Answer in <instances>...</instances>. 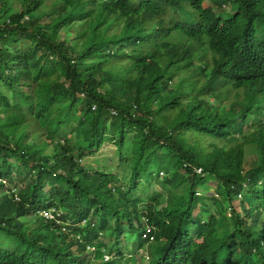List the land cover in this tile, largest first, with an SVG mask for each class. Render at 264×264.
<instances>
[{
  "label": "trees",
  "instance_id": "16d2710c",
  "mask_svg": "<svg viewBox=\"0 0 264 264\" xmlns=\"http://www.w3.org/2000/svg\"><path fill=\"white\" fill-rule=\"evenodd\" d=\"M14 3L0 0V264H115L87 250L108 232L115 260L128 232L161 244L150 264H264V0ZM109 142L125 171L83 166Z\"/></svg>",
  "mask_w": 264,
  "mask_h": 264
},
{
  "label": "rangeland",
  "instance_id": "374dc122",
  "mask_svg": "<svg viewBox=\"0 0 264 264\" xmlns=\"http://www.w3.org/2000/svg\"><path fill=\"white\" fill-rule=\"evenodd\" d=\"M5 3L7 6L11 7L13 6L14 0H5ZM15 12V11H14ZM63 37L65 38H72L73 33L71 32H67L64 31L62 32ZM4 58H7V55L4 56ZM80 134H74L73 137L78 138ZM73 148V147H72ZM74 151V149H73ZM128 151L124 152V154H127ZM122 157V161H119V158L116 157ZM126 157L121 156L119 153H117L115 145L111 142L107 143V145L103 146V149L100 150L98 153H96V155L93 156H88L87 159H85L83 161V166H85L87 169H90L91 171H97V170H104V171H108L111 169L109 167H117L113 170L114 173L117 172H122L125 171L126 167L128 164L123 163V159H125ZM106 160L108 164L103 163V161ZM101 166V167H100ZM197 173L202 172V169H196L195 170ZM0 182H2V180H0ZM5 181H4V186H5ZM216 182H211L209 183V185H206V187L208 186L209 189H213L215 188ZM16 187H18V189H15L14 191H12L13 194H15V199L16 196L19 195V191L21 188V184H17L15 185ZM211 186V187H209ZM153 190H159L160 187L155 184L154 186H152ZM18 190V191H17ZM212 190V191H213ZM200 197V196H199ZM9 200V193H7L4 190L0 191V207L3 206L6 201ZM16 201H20V198L18 196V199H16ZM166 203V199L162 198L161 199V206L164 205ZM238 208H240L239 203H238ZM57 210V209H56ZM43 211V210H42ZM52 211V210H51ZM61 212H54L53 215L54 217L58 220L56 223L57 226H59L61 228L62 231L65 232H71L69 229V226L72 225V221H70L71 219H68L66 221L63 220L64 217V212L62 210H59ZM197 211V208H196ZM41 212V211H40ZM44 219V218H43ZM22 221H28L30 222L32 219L31 217H28L26 219H21ZM53 221V220H51ZM85 223H82V225H84ZM69 228V229H68ZM109 232L104 235L103 240L101 241L102 243L106 244V246H104V250L102 247L99 246V244H91L90 246H88L87 250L90 252V254L93 255V258H95V250H97V253H102V255H104V253H108L110 255H112L113 257V263L115 262V264H150L152 261H154L155 259H157L158 257V253L157 250L158 247L161 245L160 243H151L150 245H146L143 246L141 248L138 247V238L137 235L131 234V233H126V244H125V255L123 256V258L129 262L127 263L126 261L123 260H115V256L113 254L117 253V246H114V249L112 251V245L110 244V236H109ZM79 239V236L77 238V240ZM94 246V247H93ZM141 252V253H140ZM132 254V256H131ZM152 257V258H150ZM97 260L100 262L101 261V256L96 257ZM115 260V261H114ZM111 261V262H112ZM104 262V261H103ZM106 263V262H104Z\"/></svg>",
  "mask_w": 264,
  "mask_h": 264
},
{
  "label": "built area",
  "instance_id": "2783aa9c",
  "mask_svg": "<svg viewBox=\"0 0 264 264\" xmlns=\"http://www.w3.org/2000/svg\"><path fill=\"white\" fill-rule=\"evenodd\" d=\"M4 183V182H3ZM16 199H18V196H16ZM52 210V211H51ZM61 212L59 210H56L55 208H51L48 210H43L41 212H39V215L44 218L45 220H53L55 222H57L58 220L54 217L53 213L54 212ZM103 261L106 263H109L110 261H112V257L108 254H106V256H104Z\"/></svg>",
  "mask_w": 264,
  "mask_h": 264
},
{
  "label": "clouds",
  "instance_id": "9594fccd",
  "mask_svg": "<svg viewBox=\"0 0 264 264\" xmlns=\"http://www.w3.org/2000/svg\"><path fill=\"white\" fill-rule=\"evenodd\" d=\"M104 256H106V254L103 255V258H104ZM111 257H112V256H111ZM112 260H113V257H112ZM109 263H111V261H110Z\"/></svg>",
  "mask_w": 264,
  "mask_h": 264
},
{
  "label": "bare ground",
  "instance_id": "6f19581e",
  "mask_svg": "<svg viewBox=\"0 0 264 264\" xmlns=\"http://www.w3.org/2000/svg\"><path fill=\"white\" fill-rule=\"evenodd\" d=\"M141 253V252H140ZM131 256H132V254H131Z\"/></svg>",
  "mask_w": 264,
  "mask_h": 264
}]
</instances>
